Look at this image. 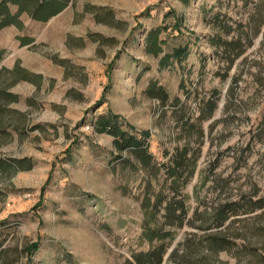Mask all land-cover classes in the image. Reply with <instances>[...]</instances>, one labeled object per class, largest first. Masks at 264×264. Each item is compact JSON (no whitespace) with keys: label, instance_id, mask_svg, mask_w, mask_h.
I'll return each instance as SVG.
<instances>
[{"label":"rangeland","instance_id":"1","mask_svg":"<svg viewBox=\"0 0 264 264\" xmlns=\"http://www.w3.org/2000/svg\"><path fill=\"white\" fill-rule=\"evenodd\" d=\"M260 200L264 0H69L0 28V264H264Z\"/></svg>","mask_w":264,"mask_h":264},{"label":"trees","instance_id":"2","mask_svg":"<svg viewBox=\"0 0 264 264\" xmlns=\"http://www.w3.org/2000/svg\"><path fill=\"white\" fill-rule=\"evenodd\" d=\"M25 1L30 4H33V8L29 9L28 7L22 5L18 0H0V17H1L0 28L5 25L13 23L14 19L18 16L19 12L22 11L28 12L29 15L35 20L46 21L48 18H50L51 16L62 10L69 3V0H25ZM9 2L19 5L18 10L15 14L9 13L8 10ZM157 51H159V48L155 49V52ZM213 108L214 105L211 102L210 110H212ZM118 133L119 132H115L116 135H121ZM123 145L128 146L127 142L124 143ZM19 167L22 168V166ZM260 202L264 203V200H260ZM153 254L156 257V264H160L163 255V248H159L155 251L153 250L151 252H148L146 255L150 256ZM135 261L138 264H146L148 262L150 264V261L148 259L142 260L138 256H135Z\"/></svg>","mask_w":264,"mask_h":264}]
</instances>
